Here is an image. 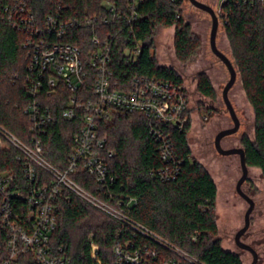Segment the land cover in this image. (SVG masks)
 <instances>
[{"label": "trees", "instance_id": "trees-1", "mask_svg": "<svg viewBox=\"0 0 264 264\" xmlns=\"http://www.w3.org/2000/svg\"><path fill=\"white\" fill-rule=\"evenodd\" d=\"M105 0H28V9L41 27L48 14H60L65 19L82 21L85 17L105 13ZM119 11H126V0H110ZM183 2L178 0H144L139 18L133 25L111 22L109 25L74 26L59 41L76 46L88 60L95 49L92 38H107L111 45L112 68L121 82L139 76H156L178 85L182 77L172 67L157 59L156 33L160 28H175L174 55L178 61H192L200 49V40L183 15ZM11 0H0V125L25 143L40 139L44 155L64 167L73 148L74 136L82 127V118L72 121L61 117L71 92L63 90L53 97L44 93L38 98L49 106L53 117L44 131L31 130L30 114L33 102L26 81L31 62L27 46L29 30L14 27L9 17L15 16ZM60 8V13L58 9ZM219 19L231 47L232 61L238 71L246 97L255 113L254 139H242L248 167L260 169L264 178V2L262 0H222ZM51 41L56 38L51 35ZM58 41V40H57ZM27 46V47H26ZM140 54L134 59L135 51ZM197 93L212 101L217 94L205 73L197 76ZM182 128H164L170 134L178 172L172 180H162L159 169L162 160L160 142L150 133L149 121L140 113L118 112L110 122H102L108 135L109 148L116 151L111 160L116 176L113 193L116 197L136 199L128 210L131 220L142 224L158 238L186 252L194 262L182 264H243L239 254L225 250L219 236L216 218L218 188L210 172L192 157L188 143L191 120L187 111ZM15 148L0 150V172L12 171L17 184L27 190L42 185L30 184L23 178L22 160ZM179 162V164H177ZM39 178L45 173L37 170ZM79 184L95 194L84 171L75 176ZM49 179V177H48ZM57 225L51 237L55 250L63 249L73 264H112L116 244L131 241L135 248H152L159 259L178 261V255L128 225L103 214L75 196L59 197L56 207ZM9 230L0 220V261L8 256Z\"/></svg>", "mask_w": 264, "mask_h": 264}, {"label": "built area", "instance_id": "built-area-1", "mask_svg": "<svg viewBox=\"0 0 264 264\" xmlns=\"http://www.w3.org/2000/svg\"><path fill=\"white\" fill-rule=\"evenodd\" d=\"M143 1L126 0V11H119L114 3L105 0L102 5L104 14L85 17L82 21L48 14L44 27L28 9V0H11V6H6V10L10 7L15 10V16L9 17L12 25L29 30L26 45L32 55L26 81L29 83L28 95L33 97V102L26 112L30 114L31 130L44 131L53 119L49 106L38 97L43 93L46 98L53 97L63 90H68L71 95L61 113L62 119L72 121L80 116L82 127L74 136L73 148L62 167L46 158L40 139L34 137L31 144L25 143L0 125V150L17 149L24 180L30 184L37 180L42 183L38 188L25 190L17 184L12 171L0 172V220L10 235L8 256L0 264H73L62 248L55 250L50 243L57 225V200L61 196L79 198L117 222L151 237L179 257L178 261L159 259L155 249L135 248L131 241H125L114 247L112 264L194 262L186 252L130 219L128 210L137 201L116 197L113 193L116 176L111 160L116 151L109 148V138L102 131L104 126L101 124L110 122L118 112L142 114L150 123V133L160 142L161 158L166 163L158 173L162 180H172L179 167L173 163L177 162V157L171 136L164 128L184 126L186 120L183 116L189 109L186 87L156 76H139L129 82H121L112 68L111 45L107 38L97 35L92 38L95 49L88 55V60L83 59L76 46L59 41L67 29L74 26L93 27L111 22L133 25L139 18ZM51 35L56 40L51 41ZM140 52V49L135 51L134 59ZM38 169L45 173L47 180L39 178ZM79 171H84L88 181L97 185L98 194L79 184L75 178Z\"/></svg>", "mask_w": 264, "mask_h": 264}, {"label": "rangeland", "instance_id": "rangeland-1", "mask_svg": "<svg viewBox=\"0 0 264 264\" xmlns=\"http://www.w3.org/2000/svg\"><path fill=\"white\" fill-rule=\"evenodd\" d=\"M221 13L222 0H199ZM183 15L191 24L192 31L200 40V49L192 61L182 63L174 55L175 28H160L156 33L157 59L161 65L172 67L182 77L189 97L191 128L187 135L192 157L212 175L218 188L216 218L219 236L225 250L239 254L243 264H252L253 255L241 250L235 243L236 233L245 225L249 203L236 190L242 176L239 155L224 156L215 147V138L222 130L232 128L233 120L223 99V91L230 79L225 64L213 53L210 46L212 18L209 13L195 7L189 0L183 2ZM218 48L231 60V47L224 31L223 22L217 36ZM205 73L211 80L217 98L212 101L200 96L197 91V76ZM241 127L236 134L225 137V149L243 148L242 139H254L255 113L246 97L241 80L238 79L229 92ZM244 192L255 202L251 224L242 240L259 254L258 264H264V178L260 169L249 167V176L243 185Z\"/></svg>", "mask_w": 264, "mask_h": 264}, {"label": "water", "instance_id": "water-1", "mask_svg": "<svg viewBox=\"0 0 264 264\" xmlns=\"http://www.w3.org/2000/svg\"><path fill=\"white\" fill-rule=\"evenodd\" d=\"M195 7L207 12L210 14L212 18V28H211V34H210V46L213 51V53L225 64L227 67L229 73H230V79L227 83V85L224 88L223 91V99L226 104V107L230 113V116L233 120L234 126L229 129L222 130L218 133V135L215 138V147L217 151L224 155V156H230V155H239L240 156V163H241V168H242V176L237 182L236 190L237 193L244 198L248 203H249V208L246 211L245 214V225L243 228H241L235 235V243L236 245L241 249L245 251H249L253 255V262L252 264H258L259 261V254L258 252L249 244L245 243L242 238L244 235L247 233L248 229L250 228L251 224V215L254 211L255 208V202L254 200L248 196L244 190H243V185L247 181L248 176H249V167L247 164V155L245 152L244 148H230V149H225L222 146V140L230 135L236 134L240 127H241V122L240 119L238 118V115L236 113V110L229 98V92L235 85L237 79H238V71L233 63V61L225 54L223 53L217 45V36H218V31H219V26H220V19L216 11L214 10L213 7L210 5L201 2L199 0H189Z\"/></svg>", "mask_w": 264, "mask_h": 264}]
</instances>
